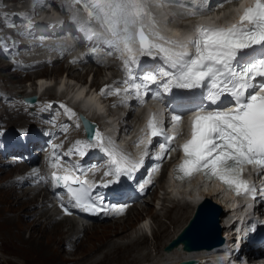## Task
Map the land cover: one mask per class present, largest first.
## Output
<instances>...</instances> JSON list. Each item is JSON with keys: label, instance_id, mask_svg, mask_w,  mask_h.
I'll use <instances>...</instances> for the list:
<instances>
[{"label": "snow or ice", "instance_id": "snow-or-ice-1", "mask_svg": "<svg viewBox=\"0 0 264 264\" xmlns=\"http://www.w3.org/2000/svg\"><path fill=\"white\" fill-rule=\"evenodd\" d=\"M73 3L81 5L86 13L87 19L81 29H87L89 39L104 34L105 43L128 54L124 64L129 72V64L138 60L134 48L138 44L141 55H151L155 50L157 55L163 54L161 58L165 63L177 69L173 74L162 73L163 76L171 75L164 85L166 90L170 86L192 89L207 82L206 99L211 103H217L224 95L231 97L233 108L195 115L191 123V138L181 145L184 159L176 170L184 177L203 172L206 178L220 180L237 196L243 192H255V188L243 178V168L250 164L264 169V80L255 83L257 77L264 78V55L243 63L240 58L245 50L264 46V0H254L252 5L242 8L238 21L228 27L198 25L196 36L185 43L165 41L174 47L157 43V40L164 39L158 33H153L151 38L145 34L144 19L150 23L153 21L149 0H73ZM93 24L101 31H95L91 27ZM189 45L193 49L191 53L186 50ZM143 79L151 82L157 76L146 75ZM123 83L127 85L125 92L134 89L138 96L146 87L135 83L131 75ZM101 94H105V89H101ZM116 94H119L118 89ZM173 120L179 121L180 117L174 116ZM147 128L150 137L163 135L154 117L149 119ZM95 138L103 142L99 132ZM172 139L174 137H166L168 142ZM160 148L162 153L167 151L166 144H161ZM126 159H113L117 164V174L129 170L120 166ZM137 166L132 164L133 168ZM52 179L57 186L62 184L65 187L75 206L85 211L96 210V206L89 203L90 194L85 181L55 172ZM72 184L80 187L74 188Z\"/></svg>", "mask_w": 264, "mask_h": 264}, {"label": "rangeland", "instance_id": "rangeland-1", "mask_svg": "<svg viewBox=\"0 0 264 264\" xmlns=\"http://www.w3.org/2000/svg\"><path fill=\"white\" fill-rule=\"evenodd\" d=\"M13 1H15L14 3H17V4H20L23 2L29 4L32 0H3V3H10ZM228 10L229 9L226 8L225 10H223V12H226L228 14L227 12ZM67 62H70L68 57L56 58L53 65H57L60 69L58 68L59 70L55 73H49L53 65L51 67L50 65H47L46 67H44L46 71H48L49 74L46 75V77H43L42 79V82H44L43 86H47L43 90L44 92L43 95L48 96V97L49 96L54 97L58 95L71 94L77 90L80 84H84V86H82L80 90L81 92H83L84 89L87 90L90 85L91 87L92 86L98 87L104 81H106L108 74L113 70V68L107 69V68H103V66H99L100 73L98 74V77L96 78V80L92 82L95 66L90 65V63H88L87 61L82 62V63L73 61L72 63L76 67L74 70L76 73L73 76L71 75L67 76L66 71H65V65L67 64ZM0 63L5 64V67L2 70H0V72L8 73L9 66L6 63H3L1 58H0ZM60 65L62 66L60 67ZM42 71H45V70H42ZM9 73H14V72H9ZM15 73H17V75L10 76L9 79H6V74H2V76H0V85L4 84L7 89L13 92H16V91L36 92L37 91L36 89H38V84L36 85V79H37L35 77L36 74L30 75L27 73L23 74L21 72H20L21 74H19L18 72H15ZM79 77L81 78L79 79ZM38 82L40 83L41 80H38ZM89 92L90 90L88 91L87 96H90ZM92 96H94V94H92ZM99 99L102 100L101 97H99ZM108 100L110 101L102 100L101 106L103 107V109L105 110L108 109V111H110L111 116H112L111 118L114 119L115 122L116 121L118 122V120L122 121L123 119H129L130 122H128L127 126H131V127H133L134 125L138 123L139 116H138L137 110H132L131 112H128V111L123 112L121 111V109H119L118 104H116V99H114L113 102H111L112 100L111 98H109ZM110 103L112 105H110ZM5 109L8 112H10V114L12 115L16 114L13 110H10V108H8L9 109L8 110L6 108V105H4L3 102L0 100V111L4 112L2 117L0 118V126H2L4 123L8 125H20L22 123L24 126H36L37 124L40 123L39 122L40 119L36 117L35 113L25 111V113L23 114L25 117L24 119H21V118L15 119L17 117L16 116L9 117L11 115L6 113ZM20 116L22 115L20 114ZM28 118L30 120H27ZM15 156L17 159H22L21 153H17V155ZM4 162H6L5 158L0 157V168H5V169L11 168V165L6 164ZM25 162L27 161L25 160ZM25 168H28V167L26 166ZM13 172L14 171H12L11 173L9 172L3 173L5 174V182L9 181L11 178L12 179L15 178L16 177L15 175H18L15 172L14 173ZM7 175L8 176L10 175V177H8ZM34 181L35 180L30 179V180H27V182L23 184L18 183V181L17 183L16 182L14 183L17 184V187L25 188L28 185L35 186L36 184L34 183ZM168 184L170 183L166 180L165 176L162 178L159 177V179L156 181L155 190H152V191L149 190L147 194L144 196V200H142L143 202H140V203L134 202V204L131 205L132 209L125 215L118 217L119 219L115 218L117 220L115 219L99 220L98 219L91 223L90 221L88 222L86 221L84 223V220L81 218L71 219V218L65 217L66 219H70L71 221L76 223L77 233L71 237L72 239L70 242L59 241L57 237V233H56L57 238H55L54 232L50 228L51 225L44 226V224L42 225L41 223H38V225H35V226L37 227V229L39 228L38 229L39 231L37 232V235H35L34 237H31L30 234L28 233L29 232L28 230L26 229L22 230V227L16 224L14 225L3 224V221L8 216H11L12 214L10 211H6V210L3 211V206L0 203V264H93L97 262L98 264H173V263H176L177 259H179L180 257H177V255H174V254L172 255L164 254L162 244L158 243V241L152 237V230L155 229L156 235H158L159 230H160L159 225H163L167 227L169 224L170 226L171 223H169V220H168L169 218L165 217L167 208H169L171 205L179 204V203H174L172 200L175 201L177 200V198H180V197H184V198L187 197L186 199H188V195H189L188 192L191 190H194V186H192V184L189 186L188 184V186L186 185V186L179 188L181 192H176ZM28 189H31V188H28ZM44 192H45L44 189L40 188V194H38L37 196L38 203L42 202V194ZM182 207L183 206L179 208H182ZM37 208L38 206L35 205V203H32L29 207H24L20 211V214H19L20 219L26 222L31 221L33 218L38 219V215L34 213L36 212ZM189 208L185 211L184 219H182V222H180L176 226L173 225L172 223L171 226L168 227V231H171V233L172 231L174 233L175 232L177 233L184 226V224L187 222V220L189 219V217L191 216L193 212L191 211L192 208L191 210ZM33 209H34V212H31V210ZM178 209L176 211H173L174 214H178ZM47 210L49 213H53L56 217H61V218H58L59 220L65 219V218H62L63 217L62 214L58 215V211L55 209L53 204L52 206L49 205ZM151 213L159 214L158 222L156 220V218L158 217L155 218L154 216L151 215ZM115 222L117 223L119 227H124L127 224L128 225L131 224V225L122 230H117L114 233H111L105 236H99L97 238H93V236L90 237V233L87 234L88 236L86 235L87 237H89L88 239H86L84 236L83 227L91 228L93 225H99L103 223H115ZM86 223L88 225H83ZM65 229L66 228H64L63 230ZM5 232L8 234V236ZM138 233H144V235H146L147 241L145 243L141 244L139 247H136V245H134L133 248L130 247L129 250L127 249L128 251L120 250V251L113 252L111 255H107V256L105 255L106 251L113 243H128L131 240H133L132 238L135 237V235H137ZM18 234H20V236H18ZM165 239L166 237L163 238L161 241Z\"/></svg>", "mask_w": 264, "mask_h": 264}, {"label": "bare ground", "instance_id": "bare-ground-1", "mask_svg": "<svg viewBox=\"0 0 264 264\" xmlns=\"http://www.w3.org/2000/svg\"><path fill=\"white\" fill-rule=\"evenodd\" d=\"M41 10L45 11L44 6H43V8L41 7ZM46 13H42V16L44 18L48 14V13L47 14ZM73 13L76 15L75 16L76 19H79V15H78L79 14V10L75 8L73 10ZM178 13H179L180 16L186 18L183 10H179ZM160 24L162 26L158 27L157 31L165 33L167 35L166 39L169 40V41H173L174 40V36L181 37L185 33L189 32L188 28H184L183 26L178 25V24H176L175 26H171L170 24L165 23V22L164 23L161 22ZM153 33H156V32H154L153 30H150V34L152 35ZM78 42L80 44H84L85 43V41L82 40V39H80ZM175 42H177V41H175ZM124 54L128 55L126 52H124ZM0 58H1L3 63H6V62H4V59H5L4 55H0ZM82 61H84V59L80 58L78 60V63H82ZM7 65L9 66L8 67L9 72H14V73H9V72L8 73H5V72L1 73L0 72V76H2V74H6V79H9L10 76L17 75V73H15V72H18L19 74H21L17 70H11L12 69V64L8 63ZM61 66L62 65H60V67ZM117 66H121V64L117 62ZM4 67H5V64H1L0 63V70H2ZM112 67H114V62L113 61H107L106 65L103 66V68H107V69L108 68H112ZM58 68L59 67L57 65H53V67H52V69H51V71L49 73L57 72L60 69V68L59 69ZM75 68L76 67H75V65H73L72 62H67V64L65 65L66 75L67 76L68 75L73 76L76 73L74 71ZM99 68H100L99 66H95V68H94L95 69L94 70V76H93L92 82H94L96 80V78L98 77V74L100 73V69ZM42 70H45V71H42ZM49 73H48V71H46L45 68H43V69H41V70L36 72V76L35 77L36 78L46 77V75H48ZM68 78H70V77H68ZM80 78L81 77H79V79ZM41 79H43V78H41ZM41 82H42V80H41ZM42 83H44V82H42ZM36 85H37V83H36ZM82 86H84V84H80L79 85V87L77 88L76 94L81 92L80 90H81ZM98 87H96L95 89H97ZM90 88H91V85L89 86L88 89L86 88L87 90L84 93V97L85 98L83 100L84 104L88 105L89 110H91V105H92L93 102L96 103L97 108H98V106L99 107L101 106V102H102V100H100L99 97H96L97 93H95L94 96H92V94H91L90 96L87 97V94H88V91L90 90ZM32 89H30V90H32ZM100 96H102V95H100ZM116 103H118V102H116ZM49 106H52L51 102L44 103L43 104V108H36V109H34L32 111H28L27 110V112L35 113L36 117L38 119H40V121L38 120L40 123L37 124L36 126H33V127H36L41 132H44L49 127V123L45 120L50 114V109H52V108H49ZM133 109L134 108H129L128 112H131ZM5 111H6V113L10 114V112H8L6 109H5ZM3 113H4L3 111H0V118L2 117ZM10 115L11 116H9V117L16 116L17 118H15V119H19V118L24 119L25 118L24 115L20 116V114H15V115L10 114ZM60 117H63V115L60 114ZM71 118L72 117L69 116V117H67L65 119L71 120ZM91 118H93V116H91ZM128 122H130L129 119H123L122 121L118 120V124H119L120 128L123 129V130L127 127ZM19 123H20V121H19ZM55 124L58 125V122L56 121ZM21 125L24 126L22 123L20 124V126ZM4 127H5V123L2 126H0V129H4ZM73 130L74 131L70 134V140L73 143V146H74V149H75V153L83 152L84 154H87V157L85 159V163L87 165H89L90 160L96 158L95 154L97 152L93 149V147L90 144L86 143L81 138V136L78 133L75 132L76 131V127H74ZM56 132L57 133H62L63 131L60 128H58V129H56ZM48 136H52V134L48 133ZM78 141L80 142L79 144H77ZM32 143H33V145L36 148H39V147H41V145L43 143V139L40 138V139H37V140H32ZM16 151L17 150L11 149V150L5 151L4 153H0V157L5 158V160H6V162H4V163L11 165V168H8V169L0 168V203L3 206V211L4 210L10 211L11 214H12L11 216H8L3 221V224H6V225H9V224L14 225V224H16V225L22 227V230L23 229L28 230L29 231L28 233L30 234L31 237H34L35 235H37V232L39 231L38 230L39 228L37 229V227L35 225H38V223H41L42 225L44 224V226L51 225L50 228L54 232L55 238L58 237L59 241L70 242L71 239H72L71 237L74 236L77 233L76 232V223L71 221L70 219H66V218H71V219L72 218L75 219V218L71 217V216H63L62 218H65V217L66 218L64 220H59L58 218H61V217H56L53 213H49L47 209H48L49 205L52 206V197L47 192H44L42 194V202L38 203L37 202V196H38V194H40V188L41 187L29 186V185L28 186L26 185V186L28 188H31V189H28L27 187H25V188L24 187L23 188L22 187H17V184H16L17 181H18V183L23 184V183H26L27 180H30V179L31 180H35L36 179V173L31 168L32 164L37 165V163L38 164H42V162L40 160H37V159H31L29 162H25V160H22V159H17V158H15V159H7L6 158V157L10 156V154L15 153ZM23 152H26V151H23ZM21 158H22V153H21ZM117 161H121V160L117 159ZM24 165H26L28 168H25L26 166H24ZM120 166H121L122 169L123 168H127L128 169L127 164H125L123 162H121ZM12 171H14L18 175H15L16 176L15 178H13V179L11 178L9 181L5 182V174H3V173H5V172L11 173ZM26 171H28V172H26ZM129 172H130V168H129ZM126 174H127V171H123L122 170L119 173V175H120L119 181H123L124 183H126L127 182ZM164 176H165V172H164V170H162L160 177L162 178ZM8 177H10V175ZM197 180H198L197 178H193V179L188 180L187 183H173V182H170V184H168L176 192H181L179 188L183 187V186H186V185L188 186V184H189V186L192 184V186H194V190H191V191L188 192V194H189L188 195V199H186L187 197H185V198L184 197H180V198H177V200H175V201L172 200L174 203H179V204L171 205L169 208H167L166 213L164 212L165 213V217L169 218L168 219L169 223H171V224L173 223V225L176 226L180 222H182V219H184L185 211L189 207H190L189 209L191 210V208H192L191 211H193L194 208L196 207V204L199 202V200H202L203 197H210V199L218 202L221 205V207H222V213H221V216H220V224L222 226V234H223V237H224L225 232L229 229V226H227L226 222L229 219L230 213L232 212V210L229 208V201L227 200V196H226V194L223 191L218 189L219 184H217L215 181L213 183L208 182V183H205L203 185H200L198 183L199 180L198 181ZM14 182H16V183H14ZM14 185H16V186H14ZM182 193H183V191H182ZM32 203H35V205L38 206V208L36 209V212H34V209L31 210V212H34V213H36L38 215V219L33 218L29 222L21 220L20 217H19L20 211L24 207H29ZM206 203H208V199H206L205 204ZM181 206H183V207L179 208ZM131 209H132V207L129 206V208H128L126 213H128ZM164 209H165V207H164ZM177 209H178V214H174L173 211H176ZM52 210H54V209H52ZM57 211H58V215H59L60 211L59 210H57ZM191 211H190V213H191ZM179 212H180V214H179ZM151 215L154 216L155 218L158 217V218H156V220L158 222L159 214L151 213ZM195 216H196V218H198L200 215L196 214ZM117 219H119V218H117ZM117 219H115V220H117ZM95 220H98V219H93V220L90 221V223L95 221ZM171 224H170V226H171ZM83 225H88V224L86 223V224H83ZM130 225L131 224H129V225L127 224L124 227H119L116 222L115 223H103V224H99V225H93L91 228L83 227V233H84V236H85L86 239L89 238V237H87L88 233H90V237L93 236V238H97L99 236H105V235L114 233L117 230H122V229H124V228H126V227H128ZM170 226H169V224H168L167 227L163 226V225H159V229L160 230H159V234L158 235H156V232H155L156 230L155 229L152 230V237L154 239H156L158 241V243H161L162 246H164L167 243V241H169L172 237H174L176 235L175 234L176 232L174 233L172 231V233H171V231H168V227H170ZM64 228H66V229L63 230ZM157 230H158V228H157ZM56 233H57V237H56ZM7 236H8V234H7ZM18 236H20V234H18ZM165 237H166V239L161 241ZM132 239L133 240H131L128 243H113L108 248V250L106 251L105 255L106 256L107 255H111L113 252L120 251V250H127V249L129 250V248L130 247L133 248L134 245H136V247H139L141 244H143V243H145L147 241L146 235H144V233H138ZM49 242H51V241H49ZM54 242H52V243H54ZM50 246H51V244H50ZM163 253L167 254V255H172V254L177 255V257H180V259H184V258H199V259H201L203 257L215 256L217 254L220 255L221 249L219 247H215L213 249L202 248V249H196V250H185V249L182 248L181 245H179V246H176L175 248H173L170 251H165L164 250ZM93 264H98V262L97 263H93Z\"/></svg>", "mask_w": 264, "mask_h": 264}, {"label": "water", "instance_id": "water-1", "mask_svg": "<svg viewBox=\"0 0 264 264\" xmlns=\"http://www.w3.org/2000/svg\"><path fill=\"white\" fill-rule=\"evenodd\" d=\"M34 97L32 95L28 98L33 99ZM84 121L88 129L91 130L92 127L88 120L84 118ZM206 199H208V203L205 204ZM221 213L222 207L218 202L210 197H203L196 204L187 223L164 245V250L169 251L181 242L185 250L211 249L219 246L224 240L220 224ZM196 214L200 216L196 218ZM193 262V259L180 261L181 264H192Z\"/></svg>", "mask_w": 264, "mask_h": 264}]
</instances>
